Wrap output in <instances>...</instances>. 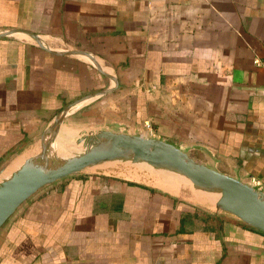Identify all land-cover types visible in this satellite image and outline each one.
Wrapping results in <instances>:
<instances>
[{
    "label": "crops",
    "instance_id": "crops-1",
    "mask_svg": "<svg viewBox=\"0 0 264 264\" xmlns=\"http://www.w3.org/2000/svg\"><path fill=\"white\" fill-rule=\"evenodd\" d=\"M12 30L42 46L0 36V171L91 96L71 107L57 149L81 129L154 138L264 193V0H0V34ZM0 264H264V234L82 172L3 224Z\"/></svg>",
    "mask_w": 264,
    "mask_h": 264
},
{
    "label": "water",
    "instance_id": "water-1",
    "mask_svg": "<svg viewBox=\"0 0 264 264\" xmlns=\"http://www.w3.org/2000/svg\"><path fill=\"white\" fill-rule=\"evenodd\" d=\"M18 32L29 35L42 46L38 37L27 30H12L1 33L0 36L5 37ZM62 55L90 57L84 52H66ZM108 92L110 91L95 95H104ZM90 97L67 106L60 112L41 138L39 154L27 158L9 178L0 181V228L24 202L42 188L104 163L131 160L134 163L143 162L151 167L181 175L202 192L218 193L219 198L215 203L217 210L232 215L246 226L264 234L263 192L197 163L168 142L100 131L85 137L88 146L86 151L69 157L57 155L56 135L60 125L71 107L81 104ZM5 169L6 167L2 168L0 174Z\"/></svg>",
    "mask_w": 264,
    "mask_h": 264
},
{
    "label": "rangeland",
    "instance_id": "rangeland-1",
    "mask_svg": "<svg viewBox=\"0 0 264 264\" xmlns=\"http://www.w3.org/2000/svg\"><path fill=\"white\" fill-rule=\"evenodd\" d=\"M95 133L97 132L93 130H89V129H81V130H77L74 132H68L67 136L64 137V141H62L61 146L65 145V147L67 146V148H69L70 151H73L75 150V148H77V145H82L83 147H85V149L79 152H75V153L72 152L73 153L72 155L80 154L88 149V146L86 145L87 143L84 140L85 137H88L91 134H95ZM144 138H147V137H144ZM72 155H66L65 157H69ZM84 172H100V173L115 175V176H118L124 179H131L134 181L136 180L137 182L145 183L150 186H155L163 190H165L164 187H167L168 185L164 184L162 173H172L167 170H162V169L151 167L148 164L143 163V162L134 163L131 160H118V161L104 163L98 167L93 168V171L90 169H86ZM191 186L193 185L191 184ZM193 188L195 187L193 186ZM195 189L199 190L198 188H195ZM167 192L182 198L180 194H177L174 191L168 190ZM194 203L202 205L195 201ZM202 206H204L205 208L207 207L215 212L219 211L217 210L215 205L212 206L211 204H205Z\"/></svg>",
    "mask_w": 264,
    "mask_h": 264
},
{
    "label": "bare ground",
    "instance_id": "bare-ground-1",
    "mask_svg": "<svg viewBox=\"0 0 264 264\" xmlns=\"http://www.w3.org/2000/svg\"><path fill=\"white\" fill-rule=\"evenodd\" d=\"M83 149H85V147H83L82 145H77V148H75V150L70 151L69 148H67V146L65 147V145H63L60 148H58L57 155L65 157L66 155H72L73 153L82 151ZM40 151H41V145L37 144L33 148H31L28 152H25L23 155L14 159L6 167V169L0 174V181L9 178L13 172H15L21 167V165L24 163V161L27 158L39 154ZM90 170L93 171V168H90ZM162 174H163L164 184L168 185L167 187H164L165 190L174 191L175 193L180 194L182 198L188 201L191 202L195 201L202 205L211 204L212 206H214L217 199L219 198L218 193H206L193 188V186H191V182L187 178L181 175L173 174V173H162Z\"/></svg>",
    "mask_w": 264,
    "mask_h": 264
},
{
    "label": "trees",
    "instance_id": "trees-1",
    "mask_svg": "<svg viewBox=\"0 0 264 264\" xmlns=\"http://www.w3.org/2000/svg\"><path fill=\"white\" fill-rule=\"evenodd\" d=\"M259 233V232H258ZM260 234H262V233H260Z\"/></svg>",
    "mask_w": 264,
    "mask_h": 264
}]
</instances>
